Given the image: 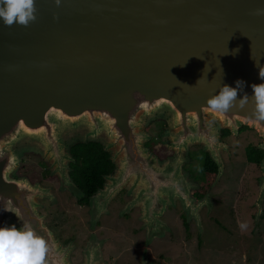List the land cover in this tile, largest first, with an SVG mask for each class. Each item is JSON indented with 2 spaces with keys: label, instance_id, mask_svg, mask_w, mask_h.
I'll use <instances>...</instances> for the list:
<instances>
[{
  "label": "water",
  "instance_id": "1",
  "mask_svg": "<svg viewBox=\"0 0 264 264\" xmlns=\"http://www.w3.org/2000/svg\"><path fill=\"white\" fill-rule=\"evenodd\" d=\"M162 112L178 154L161 164L145 126ZM219 125L264 136V0H0V258L10 245L30 264H73L39 212L50 188L14 176L19 147H39L76 191L67 142L106 140L117 169L91 196L93 212L129 185L152 239L167 203L186 201L190 143L221 174ZM263 199L264 176L257 219ZM100 260L89 253L85 264Z\"/></svg>",
  "mask_w": 264,
  "mask_h": 264
},
{
  "label": "rangeland",
  "instance_id": "2",
  "mask_svg": "<svg viewBox=\"0 0 264 264\" xmlns=\"http://www.w3.org/2000/svg\"><path fill=\"white\" fill-rule=\"evenodd\" d=\"M220 128L221 125L219 130ZM172 129V116L168 112L150 117L145 126L159 148H165L162 140L166 139L165 133ZM235 136L229 139L231 150L226 155V165L211 189L214 209L206 215L208 230L202 221L201 232L206 230V233L201 237L193 229V232L188 231L182 226L181 219L176 218L177 224H171V219L167 217L164 220L168 223L169 230L162 236L149 239L145 226H142L144 220L140 218L141 205L136 206L129 217V214L122 217L117 202L104 217H96L90 207H81L77 203L75 190L58 184L60 180L55 176L57 174L50 172L46 164L47 161L50 165V161L37 146L26 144L19 147L20 165L14 176L27 177L32 183L40 182L53 187V190L59 185L57 190L62 194L60 202L51 205L47 203L48 207L44 212L48 213L49 223L54 226L62 242L73 239L75 252L69 256L71 263L83 262L85 259L82 252L86 244L90 240H98L104 244L100 264H142L146 256L150 264H264V219H256V202L264 166L249 164L244 151L247 144L258 143L260 137L248 132ZM79 139L82 138L69 140L67 147ZM100 140L106 142L104 139ZM191 151L204 156L206 150L203 144L197 143L191 146ZM151 152L159 158L161 164L171 159L163 160L152 150ZM201 163L202 159L198 161V164ZM126 188L130 191L128 194H135L129 185ZM171 211L179 215L177 210ZM63 213L68 214L66 222L56 223ZM219 219L225 230L216 224L215 221ZM124 249L128 253L120 254ZM0 264L30 263L21 256L14 255L10 245H7Z\"/></svg>",
  "mask_w": 264,
  "mask_h": 264
},
{
  "label": "flooded vegetation",
  "instance_id": "3",
  "mask_svg": "<svg viewBox=\"0 0 264 264\" xmlns=\"http://www.w3.org/2000/svg\"><path fill=\"white\" fill-rule=\"evenodd\" d=\"M247 132H248V134H252L253 136H259L260 138H259L258 143L250 142L249 144H247L244 147V151L246 154V161L249 164H253V165L262 164V162L264 160V147H262V144L264 142V136H262L257 129L252 128L248 125H243L242 127H240L238 129V131L235 132V131H232L230 128L222 127L219 130V133H220L219 134V140L221 142H223V143H221V146H220V148H221L220 154H221V157L223 160L222 172H223L224 167L226 165V155L228 153H230V150H231L230 144H229V139L234 137L235 135L242 136V135L246 134ZM169 140H170V137H166V139L164 141L162 140V143H164L163 145L165 148L157 147L153 137H151L149 140H147L145 142V145L150 147V149L153 152H155L158 156H160V158H162L163 160L170 159V158L175 157L178 154V151L176 148L171 147L169 145V143H168ZM194 144H197V143H190L189 146L187 147L188 150L186 149L187 154H185V156L183 157L184 163L182 164V171H180V176H179L178 192L180 194L186 195V201L180 195H177V197L173 201L170 200L167 203L165 210L163 211V213L160 217L161 221L163 223H165V225H166L165 231L162 234H160L161 236L163 234H165L166 231L169 230L168 229L169 225L164 220V218H167V217L169 219H171L170 220L171 224H177V222H175L176 218L178 220L181 219L180 224L182 226H185V228L188 231H192V229H193L194 232H197L198 235H200V237L202 236V234L204 235L206 233L205 232L206 230L209 229V222H208V220H206L207 219L206 215L211 213L214 209L213 208V206H214L213 205V199L211 197V189L213 188L214 185H216V183L218 181V177H219L218 174H219L220 167H219L218 162H216L213 159L210 152H208V151H204V156H203V154L202 155H198L197 153L193 154V152L191 151V146ZM70 145H69V151H70ZM109 153H110L109 156L111 159L112 153L111 152H109ZM250 154H253L255 157H259L261 159L259 161H254L253 159L250 158ZM72 157H73V155H72ZM201 159H202V163L198 164V161ZM74 161H70V163H69L70 164V171L69 172H71V163ZM112 162L114 163V169L112 172L104 174V179H105L104 183L106 182V178H105L106 175L113 174L116 172L117 165L113 160H112ZM46 164L48 165L49 171L53 172V169L51 168V164L49 165V163L47 161H46ZM222 172H221V174H222ZM55 176L58 178V180H60V182L58 184L62 187L63 182H62L60 176L58 174ZM74 182H75V180H74ZM35 183H37V182H35ZM104 183L99 188H102L104 186ZM75 184L78 187V190L75 191L77 196H78L77 197V203L81 207H87V208L90 207L89 209L93 210V205L91 203V196H93L99 190V188L97 189V191L95 193H93L91 195H87L76 182H75ZM59 185L57 186V189L59 188ZM47 187L50 188L49 192H50L51 196L39 198V203H40L39 212L41 215L44 216V222L49 227V229L53 232L55 238L59 239V243L66 248H70L69 249L70 250L69 256H70L73 252H75V243H74L73 239H69L66 242L65 241L62 242L61 241L62 239L59 235H57L54 226L49 223L48 213L46 211L44 212V210H46V208L48 207V204L51 205V204L59 203L60 202V195H62V194H60L57 189L53 190V187H51L49 185ZM260 191H261V187H260ZM129 192L127 191L126 187L121 189L118 192V194L110 201L107 209L105 211H103V213L100 215V217H104L109 212V210L111 211L112 205L114 203L117 204V202H119L118 207L121 208L122 217H126L128 214H129L128 215V217H129L131 215V213L136 209L135 207L138 206V205H135V206L130 205L131 201H133V199L135 197V194L133 195V193H131V195H130V194H128ZM259 195H260V192H259ZM258 199H259V196H258ZM258 199H257L256 204L258 206V211H259L260 206L258 204ZM171 210H177V212H179V215L177 216V213H174ZM140 211L142 213V215H140V218L142 220H144V223L142 224V226L143 227L145 226V228L147 230V235H148V228L146 227L147 220L143 219V217H142L144 214L142 205L140 207ZM263 214H264V199L262 202V214L259 217V219L260 218L262 220L264 219ZM67 215H68L67 213H63V216H60L58 218L59 221H57L56 223L64 224L67 220ZM256 219H257V217H256ZM220 220L221 219L216 220L215 222L218 225V227H221L222 229L225 230V228L222 227L223 224L221 223ZM202 221L205 223L207 228H206V230H202V232H201ZM160 235H157V236H160ZM155 237H153V238H155ZM93 242L95 244L91 245V243H93ZM89 245H91V246L89 247ZM103 245H104L103 241L90 240L86 244V246L82 252V255H84L85 260L83 262H77V263L72 262V263H74V264H85V263H87L89 253L96 252V253H99V255H100L103 251V247H104ZM66 248H63V249H66ZM122 253H125V255H126L128 253L127 249L126 250L124 249L120 254H122ZM101 256H102V254H101ZM145 260H146L147 264H150V260H149V258H147V256L144 257V261L142 264H144Z\"/></svg>",
  "mask_w": 264,
  "mask_h": 264
},
{
  "label": "trees",
  "instance_id": "4",
  "mask_svg": "<svg viewBox=\"0 0 264 264\" xmlns=\"http://www.w3.org/2000/svg\"><path fill=\"white\" fill-rule=\"evenodd\" d=\"M104 148L98 140H77L70 145V153L75 158L71 163V176L87 195L95 193L105 181L104 174L114 169L110 153ZM250 158L254 161L261 159L253 154Z\"/></svg>",
  "mask_w": 264,
  "mask_h": 264
}]
</instances>
